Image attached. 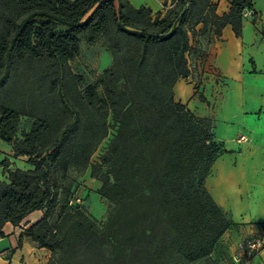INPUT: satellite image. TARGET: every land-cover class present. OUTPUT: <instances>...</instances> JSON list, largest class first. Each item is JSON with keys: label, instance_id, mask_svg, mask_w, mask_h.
Listing matches in <instances>:
<instances>
[{"label": "trees", "instance_id": "1", "mask_svg": "<svg viewBox=\"0 0 264 264\" xmlns=\"http://www.w3.org/2000/svg\"><path fill=\"white\" fill-rule=\"evenodd\" d=\"M230 2L219 14L212 0H170L157 12L130 0H0V138L33 165L0 163V237L6 222L41 209L23 234L50 250L48 264H220L214 246L237 224L205 179L225 149L213 118L176 100L173 86L226 25L241 36L247 10L255 21L253 0ZM102 36L114 58L100 91L70 62L81 41ZM23 115L33 121L19 137ZM109 117L115 133L91 163ZM90 165L107 219L63 205L52 221L58 174Z\"/></svg>", "mask_w": 264, "mask_h": 264}, {"label": "crops", "instance_id": "2", "mask_svg": "<svg viewBox=\"0 0 264 264\" xmlns=\"http://www.w3.org/2000/svg\"><path fill=\"white\" fill-rule=\"evenodd\" d=\"M130 1L136 7L149 6L154 12L164 11L165 3H170ZM212 1L217 3L219 14L229 11L231 0ZM253 4L257 10L255 21L251 13L244 15L241 36L235 34L230 24L226 25L222 35L209 46L204 61L199 59L191 74L183 79L185 84L179 81L176 89L177 98L196 114L213 118L215 137L225 149L215 158L205 179L215 202L237 224V235L229 239L228 257L221 264H237L230 257V249L237 240L264 236V0H253ZM87 44L81 41V51ZM2 154L10 167H33L27 156H15L9 143L8 151ZM1 167L0 178L7 180ZM43 213L38 209L19 225L4 224L0 264H37L41 260L47 263L50 250L23 234ZM244 264H264V249Z\"/></svg>", "mask_w": 264, "mask_h": 264}, {"label": "rangeland", "instance_id": "3", "mask_svg": "<svg viewBox=\"0 0 264 264\" xmlns=\"http://www.w3.org/2000/svg\"><path fill=\"white\" fill-rule=\"evenodd\" d=\"M106 39V36H102L100 40L97 41L98 43H96V45L94 44L93 46L87 44V46L82 49L81 53L70 62L73 70L82 76L84 85L89 83H97L100 91L103 90L100 79L104 75L105 70L112 65L114 58L112 52L107 48L105 43ZM183 79L184 78L177 80L173 86L176 100H179L176 95L177 83L181 81L182 84H185ZM108 120L111 125L109 133L101 141L98 148L92 155L91 163L100 161L101 155L106 151L108 144L115 133V127H113V121L111 117H109ZM32 121L33 118L29 116H21L17 132L19 137L22 136L23 132L30 129ZM3 151H8V143L0 138L1 161L3 158H5V155L2 154ZM8 158L11 160H16L12 159L10 156H8ZM1 175L2 167L0 164V177ZM57 179L60 185L58 189L59 200L55 206V212L51 217L52 221L56 220V218L59 216V210L63 205L69 209H81L92 218L96 219L98 222H103L107 219L108 200L100 192L102 181L98 177L92 175L91 165L84 172L79 174L73 171H69L64 177L61 174H58ZM226 232V236H222L214 246L216 247L214 256L220 258V264L228 257L229 239L237 235L236 226H231ZM228 232L230 233L229 235H227ZM37 264L45 263L41 260V262H38ZM46 264H48V261Z\"/></svg>", "mask_w": 264, "mask_h": 264}, {"label": "built area", "instance_id": "4", "mask_svg": "<svg viewBox=\"0 0 264 264\" xmlns=\"http://www.w3.org/2000/svg\"><path fill=\"white\" fill-rule=\"evenodd\" d=\"M251 12L247 10L246 15ZM264 249V236H246L235 243L230 249V257L237 264H244Z\"/></svg>", "mask_w": 264, "mask_h": 264}]
</instances>
